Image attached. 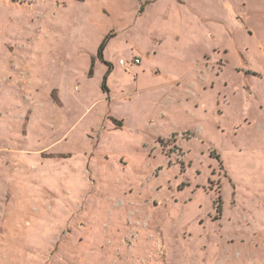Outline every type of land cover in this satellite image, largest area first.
Listing matches in <instances>:
<instances>
[{
    "label": "rangeland",
    "instance_id": "rangeland-1",
    "mask_svg": "<svg viewBox=\"0 0 264 264\" xmlns=\"http://www.w3.org/2000/svg\"><path fill=\"white\" fill-rule=\"evenodd\" d=\"M0 264H264V0H0Z\"/></svg>",
    "mask_w": 264,
    "mask_h": 264
},
{
    "label": "crops",
    "instance_id": "crops-1",
    "mask_svg": "<svg viewBox=\"0 0 264 264\" xmlns=\"http://www.w3.org/2000/svg\"><path fill=\"white\" fill-rule=\"evenodd\" d=\"M135 58H137V59H139L137 56H135V57H133V58H131L129 61H128V63L129 62H131L133 59H135ZM102 59H103V53H102ZM121 60V59H120ZM119 60V61H120ZM118 64L120 65V66H122L126 71L127 70H129L130 68H134L135 66H138V65H140L141 64V61H140V63L139 64H137V65H132V66H125V65H121L119 62H118ZM142 73H144L143 71H142ZM136 77V80H135V86H140L139 84H140V80H139V77L136 75L135 76ZM152 88L153 87H148V86H143V88H142V92H145V91H150V90H152ZM138 90L137 89H135L134 91H132V92H130V93H128L125 97H126V101H129V102H131L132 101V99H133V96H134V94L137 92ZM140 91V90H139ZM138 93V92H137ZM141 93V92H140ZM117 121H119L120 123H121V126H117L113 121L111 122V124H109V130L108 131H110V130H115V129H118V128H121V127H123L124 126V124H125V120H123V119H119V118H115ZM122 123H123V125H122Z\"/></svg>",
    "mask_w": 264,
    "mask_h": 264
},
{
    "label": "built area",
    "instance_id": "built-area-1",
    "mask_svg": "<svg viewBox=\"0 0 264 264\" xmlns=\"http://www.w3.org/2000/svg\"><path fill=\"white\" fill-rule=\"evenodd\" d=\"M119 63L121 64V65H125V66H132V65H137V64H139L140 63V60L139 59H137V58H135V59H133L131 62H126V61H124V60H120L119 61Z\"/></svg>",
    "mask_w": 264,
    "mask_h": 264
},
{
    "label": "trees",
    "instance_id": "trees-1",
    "mask_svg": "<svg viewBox=\"0 0 264 264\" xmlns=\"http://www.w3.org/2000/svg\"><path fill=\"white\" fill-rule=\"evenodd\" d=\"M103 48H104V44H102L101 47H100V49H99L98 57H99L100 59H102V52H103L102 50H103ZM112 121H113L117 126H121V123H120L119 121L114 120V119H112ZM218 211H220V206L217 207V212H218Z\"/></svg>",
    "mask_w": 264,
    "mask_h": 264
}]
</instances>
